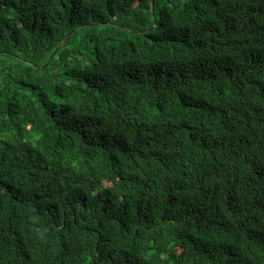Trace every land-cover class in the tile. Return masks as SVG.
I'll return each instance as SVG.
<instances>
[{
	"label": "trees",
	"instance_id": "16d2710c",
	"mask_svg": "<svg viewBox=\"0 0 264 264\" xmlns=\"http://www.w3.org/2000/svg\"><path fill=\"white\" fill-rule=\"evenodd\" d=\"M151 1L0 0V264H264V0Z\"/></svg>",
	"mask_w": 264,
	"mask_h": 264
},
{
	"label": "water",
	"instance_id": "95a60500",
	"mask_svg": "<svg viewBox=\"0 0 264 264\" xmlns=\"http://www.w3.org/2000/svg\"><path fill=\"white\" fill-rule=\"evenodd\" d=\"M153 5H154V2H153V0L151 1V6L153 7ZM75 30V29H74ZM74 30H72V31H70L69 33H67L66 35H65V37L62 39V41H61V43L58 45V47H60L68 38H69V36L72 34V32L74 31ZM58 47H57V49H58ZM57 49L52 53V55L50 56V58L48 59V61L45 63V65L42 67V69H46V67L48 66V64L52 61V59L54 58V56H55V54H56V51H57ZM36 66V65H35Z\"/></svg>",
	"mask_w": 264,
	"mask_h": 264
}]
</instances>
